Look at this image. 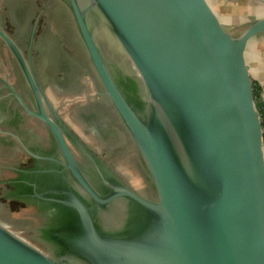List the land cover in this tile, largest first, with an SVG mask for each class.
<instances>
[{
	"label": "water",
	"instance_id": "95a60500",
	"mask_svg": "<svg viewBox=\"0 0 264 264\" xmlns=\"http://www.w3.org/2000/svg\"><path fill=\"white\" fill-rule=\"evenodd\" d=\"M63 2L103 94L144 162L156 200L141 197L111 174L105 180L108 192L94 191L43 111L41 98L58 122L30 56L27 64L0 29L37 111L8 90L52 131L63 166L92 200L67 182L47 188V194L27 195L50 215L52 223L38 240L46 251L0 222V264H264L262 100L245 58L249 40L264 33V18L235 36L206 0ZM98 22L137 73L144 90L140 100L110 74L93 33ZM22 174L37 175V184L55 179V172L40 168ZM118 198L132 205V217L109 230L96 218V207Z\"/></svg>",
	"mask_w": 264,
	"mask_h": 264
},
{
	"label": "flooded vegetation",
	"instance_id": "af4514ba",
	"mask_svg": "<svg viewBox=\"0 0 264 264\" xmlns=\"http://www.w3.org/2000/svg\"><path fill=\"white\" fill-rule=\"evenodd\" d=\"M54 4L65 6L63 0H0V29L16 43L26 63L30 56L33 73L58 122L41 98L43 111L58 127L77 167L94 191L100 195L107 193L105 180L111 174L141 197L156 200L144 162L103 94V86L76 28L75 33L69 30L62 11L57 24L50 26L48 9ZM96 42L120 89L140 100L144 95L142 84L117 43L113 40L110 45L107 41L105 48L109 52H105L97 39ZM2 67L7 69L6 73ZM8 86L31 111H37L16 59L0 38V222L46 251L38 240L52 223L50 215L26 196L37 191L47 194V188L67 182L92 200L63 166L65 160L52 131L24 111ZM45 157L54 161H43ZM35 168L55 172L54 181L45 179L37 184V175L26 179L27 175L22 174ZM96 209V218L109 230L126 225L133 213L132 205L123 198Z\"/></svg>",
	"mask_w": 264,
	"mask_h": 264
},
{
	"label": "crops",
	"instance_id": "0c3cea01",
	"mask_svg": "<svg viewBox=\"0 0 264 264\" xmlns=\"http://www.w3.org/2000/svg\"><path fill=\"white\" fill-rule=\"evenodd\" d=\"M206 1L226 30L241 26H244V30L251 21L264 18V0ZM245 58L264 103V33L249 40L245 49Z\"/></svg>",
	"mask_w": 264,
	"mask_h": 264
},
{
	"label": "rangeland",
	"instance_id": "374dc122",
	"mask_svg": "<svg viewBox=\"0 0 264 264\" xmlns=\"http://www.w3.org/2000/svg\"><path fill=\"white\" fill-rule=\"evenodd\" d=\"M48 10H49L48 19H49V22L52 23V24H50V26L54 27L57 24L56 22H57V20L59 21V14L62 11V13L65 12V17H66V21L68 23L69 30H71L72 32L75 33V31H74L75 27H74V24H72L73 23V19L71 17V14L69 13V11L67 10V8L65 6L63 7V6L55 5V4H54V6L53 5L52 6L49 5V9ZM243 28H244V26L236 27L235 29H229L228 32H230L231 34L237 36V35H239L241 33ZM93 33H94L95 38L98 40L99 44L105 50V52H109L105 48V46L107 45L106 44L107 41H110V42H108V44H110V45H111V43L113 44V40L110 37V35H109L108 31L106 30V28L100 22H98V23H96L94 25ZM76 40H77V38H76ZM117 48H118V46H117ZM117 48H115V50L119 53V48L118 49ZM2 69H3V72L6 73L7 69L5 67H2Z\"/></svg>",
	"mask_w": 264,
	"mask_h": 264
},
{
	"label": "trees",
	"instance_id": "16d2710c",
	"mask_svg": "<svg viewBox=\"0 0 264 264\" xmlns=\"http://www.w3.org/2000/svg\"><path fill=\"white\" fill-rule=\"evenodd\" d=\"M261 114H262V119H263V123H264V103H261Z\"/></svg>",
	"mask_w": 264,
	"mask_h": 264
}]
</instances>
